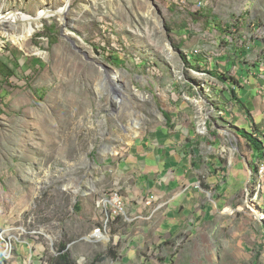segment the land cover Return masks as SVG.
Here are the masks:
<instances>
[{"label":"rangeland","instance_id":"1","mask_svg":"<svg viewBox=\"0 0 264 264\" xmlns=\"http://www.w3.org/2000/svg\"><path fill=\"white\" fill-rule=\"evenodd\" d=\"M43 8L51 16L15 42L22 26L1 17L34 18ZM64 8L66 0H0V264H57L62 247L73 264H264V183L256 197L253 165L247 183L227 181L233 157L249 150L234 140L239 129L254 135L232 125L234 105L242 110L233 92L249 75L264 107V0H71ZM165 127L195 141L169 150L194 171L208 214L157 241V211L148 220L154 239L131 253L139 231L129 229L141 220L128 226L123 198L137 189L143 154L159 153L150 142ZM221 182L233 188L226 197ZM115 195L123 212L111 220Z\"/></svg>","mask_w":264,"mask_h":264},{"label":"crops","instance_id":"2","mask_svg":"<svg viewBox=\"0 0 264 264\" xmlns=\"http://www.w3.org/2000/svg\"><path fill=\"white\" fill-rule=\"evenodd\" d=\"M261 81H264V74H257ZM249 75L247 79L245 78V82L247 86L242 85V89H238L234 92V96L238 99H235L237 104L241 106L242 110L240 111V107L234 105L238 111L235 116L238 118L237 122L232 125L241 128L244 124L248 125L250 129L254 132L253 136L260 135L264 137V123L258 131L255 130V126L258 127L264 121V107L263 110H259L257 105L255 104V96L253 93H258V90L255 89L257 86V82L259 79H255V84L252 85L249 82ZM249 86V87H248ZM264 85L260 87L261 91L263 90ZM257 95V94H256ZM239 100V101H238ZM244 105V107L239 104V102ZM246 108L249 112V115L246 113ZM220 112L221 118H223L224 123H231V120L225 118L227 113ZM223 113L225 115H223ZM230 119H232L231 115H228ZM260 120V121H259ZM168 121V120H167ZM165 127L156 133L155 139H153L150 143L156 147L157 152L154 158L149 155V153H144L143 155L146 157L143 159L145 161V167L142 169L141 173L138 177V182L136 184V190L132 194H128L127 197H124V206L127 213L131 219H126L128 226L131 227V223L134 221L141 220L140 223L137 222V228H130V232H138L136 233V238L133 242H130L128 245L131 253L136 252L135 249L142 248L144 241L153 240V234H149L151 229L150 224L148 223L152 214L156 215V212L162 211V215H160V220H158L159 228L157 230L155 236L157 241L161 238L166 240L171 236L173 228L177 227L181 224H191L195 221L196 216L201 219H205L207 217V211H203L200 209L199 201L202 199V190L198 187L196 176L194 175V171L192 172L190 169H185V162H182V155L179 154V149H171L169 150V145L176 144L180 145L181 143L193 144L195 141H190L193 138L189 137L185 140V138L176 135H170ZM243 129H239L241 131ZM252 134V133H250ZM235 137V136H234ZM245 139V138H244ZM244 139L236 135L234 138L236 144L240 145L243 149ZM214 146L217 148H213L216 154H220V148L223 146V139L219 138L214 141ZM195 156L198 155L197 150H193ZM161 154H164L165 160L161 159ZM142 156V157H144ZM240 158L233 157V164L228 166L232 168L231 170H227V181L234 179L231 183L235 188L238 185H243L247 183L249 176V165L255 166L256 162L259 160L258 155L251 151L250 149L245 152L244 155L240 154ZM227 165V164H226ZM218 168V167H217ZM221 177H224L223 171L219 172ZM226 175V174H225ZM185 183V184H184ZM225 182L219 183L220 189L219 193H225L221 196H227L228 193L233 191L232 189L227 188V191L224 189L226 185L223 184ZM237 185V186H236ZM224 186V187H223ZM240 188V187H239ZM242 189L238 190V193H241ZM152 196L155 201L151 207H146L144 204L145 198ZM129 198V199H128ZM197 208V210H196ZM211 213V212H210ZM126 217V216H125ZM159 217V216H158ZM107 235L106 233H103ZM110 242V241H109ZM101 243V242H99ZM147 246V244H145Z\"/></svg>","mask_w":264,"mask_h":264},{"label":"bare ground","instance_id":"3","mask_svg":"<svg viewBox=\"0 0 264 264\" xmlns=\"http://www.w3.org/2000/svg\"><path fill=\"white\" fill-rule=\"evenodd\" d=\"M71 0H66L67 8L69 6ZM67 8L60 9L59 13L65 12ZM51 16V10L47 8H43L36 17L31 18L27 15L21 13H7L6 15L2 16L1 18L13 25L14 23H20L22 26V32L20 34H16L15 31L12 32V36L17 43L23 42L27 37H30L32 34L36 32V29L39 28L40 22L43 19H47ZM116 204V201H114Z\"/></svg>","mask_w":264,"mask_h":264},{"label":"built area","instance_id":"4","mask_svg":"<svg viewBox=\"0 0 264 264\" xmlns=\"http://www.w3.org/2000/svg\"><path fill=\"white\" fill-rule=\"evenodd\" d=\"M261 93H262V96L264 98V88H263ZM205 126H206L205 122H200L199 128L201 130H204ZM254 170H255V173H256V183H254V186H255V194H256V197H257L259 191L262 190V188H263L262 184L264 183V158L260 159V160H258L256 162ZM115 198L116 199H114L112 201V204H111V206L115 209V210L112 211V216L110 217L111 220H114V218L119 215V213H118L119 211L123 212V208H122L123 207V203L119 200V198L116 195H115ZM104 201L106 203H110L108 199H104ZM114 201H116V204H114ZM110 219L107 218L105 220V225H107L110 222ZM95 232L101 233L102 236L105 235V234L103 235V233L101 232L100 229H96ZM96 243L99 244V242H96Z\"/></svg>","mask_w":264,"mask_h":264},{"label":"trees","instance_id":"5","mask_svg":"<svg viewBox=\"0 0 264 264\" xmlns=\"http://www.w3.org/2000/svg\"><path fill=\"white\" fill-rule=\"evenodd\" d=\"M209 75H213L212 73L208 72ZM219 81L225 83L226 80L224 78H218ZM234 94V92H233ZM243 107L244 105L239 102ZM246 111V114L249 115V112L246 108H244ZM239 136H241L243 139L245 138V141L247 142V145L251 151L256 153L258 155V159L260 160V156H263L264 152V141L258 138L257 136H253L250 133H247L245 130H241L239 132ZM64 247H62L61 252L59 254V258L57 259V264H73L69 255L64 253Z\"/></svg>","mask_w":264,"mask_h":264},{"label":"water","instance_id":"6","mask_svg":"<svg viewBox=\"0 0 264 264\" xmlns=\"http://www.w3.org/2000/svg\"><path fill=\"white\" fill-rule=\"evenodd\" d=\"M103 67H105L107 70H109V68L108 67H106V66H104V65H102Z\"/></svg>","mask_w":264,"mask_h":264}]
</instances>
